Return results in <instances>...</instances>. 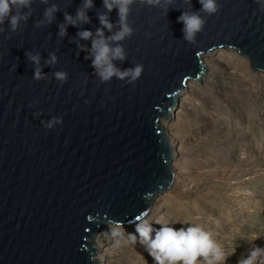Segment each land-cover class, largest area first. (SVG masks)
Here are the masks:
<instances>
[{"label":"water","instance_id":"95a60500","mask_svg":"<svg viewBox=\"0 0 264 264\" xmlns=\"http://www.w3.org/2000/svg\"><path fill=\"white\" fill-rule=\"evenodd\" d=\"M93 2L91 23L81 28L95 33L104 9L102 0ZM52 3L60 11L50 25L34 27L47 7L34 0L26 24L0 33V264H98L100 230L139 222L156 194L171 188L172 151L161 121L188 83L205 76L204 56L227 49L264 73V11L256 0H217L216 14H201L206 23L195 44L183 40L177 18L198 11V0H173L167 14L133 5L135 31L122 42L127 60L114 63L143 65L134 84L99 81L73 42L82 29L69 25L67 36H57L64 12L75 15L81 0ZM117 18L114 9L110 20ZM25 52L40 54L48 79L34 80ZM49 52L58 57L54 66L45 64ZM55 71L67 72L63 85ZM53 117L63 123L46 129L41 121Z\"/></svg>","mask_w":264,"mask_h":264},{"label":"rangeland","instance_id":"374dc122","mask_svg":"<svg viewBox=\"0 0 264 264\" xmlns=\"http://www.w3.org/2000/svg\"><path fill=\"white\" fill-rule=\"evenodd\" d=\"M223 50L217 54L224 63L244 59ZM222 72L219 88L197 97L193 120L181 126L187 188L171 199L160 224L202 227L224 250L222 264H239L254 249H264V88L247 98L236 92L230 70ZM234 93L242 95L240 103L233 102ZM261 260L264 255L257 264ZM112 262L154 264L140 240L133 252L124 251Z\"/></svg>","mask_w":264,"mask_h":264},{"label":"clouds","instance_id":"9594fccd","mask_svg":"<svg viewBox=\"0 0 264 264\" xmlns=\"http://www.w3.org/2000/svg\"><path fill=\"white\" fill-rule=\"evenodd\" d=\"M34 0H0V33L8 31L17 32L22 24H26L32 16V5ZM191 6V0H186ZM46 5L42 18L35 21L34 27L40 28L50 25L55 20V13L60 11L57 4L49 5V0H40ZM201 5L198 11L184 10L177 18V22L183 24V40L189 44L196 43L198 33L204 30L206 23L204 16H211L219 11L217 0H198ZM261 11H264V0H256ZM173 0H102L104 11L97 12L100 27L95 33L82 29L84 24H90L91 18L88 12L95 7L93 0H81L75 15L64 12V21L57 25V36H67L69 25L80 28L76 33L73 42L76 43L79 51L86 52L85 60H91V67L94 75L101 83H108L113 78L134 84L143 72L142 64H135L132 67L122 69L114 62L124 63L127 60V53L123 41L131 37L135 29L130 25L129 16L132 6L161 8L166 14L172 9ZM117 10V20L113 23L110 20V13ZM7 25V27H5ZM105 30L110 35H105ZM146 35H149L146 33ZM91 41L88 48L80 41ZM49 59L45 64L54 66L58 63V57L54 52H49ZM27 59L34 65L33 78L36 81L48 79L40 67L41 57L38 52H25ZM54 78L63 85L68 74L65 71H55ZM35 115H40L36 113ZM46 129H53L56 125L62 124L61 118L53 117L48 121H41ZM161 227L154 229L147 220H141L136 224V233L145 251L152 257L154 264H222L225 259V252L216 243L211 234L198 225L175 228L168 224H160ZM121 225L116 224L112 228L113 236H121ZM154 233V236H153ZM264 255V249L256 248L250 252L247 258L242 259L239 264H257L258 258ZM264 264V260L260 261Z\"/></svg>","mask_w":264,"mask_h":264},{"label":"bare ground","instance_id":"6f19581e","mask_svg":"<svg viewBox=\"0 0 264 264\" xmlns=\"http://www.w3.org/2000/svg\"><path fill=\"white\" fill-rule=\"evenodd\" d=\"M217 53L218 51H214L204 56L202 61L204 64L205 76L200 78L201 82L190 81L188 83L186 88L177 95V104L171 109L169 113V119H163L161 121L164 135L172 151L170 166L173 175V182L170 189L160 192V194H156L154 202L150 207V211L147 215H145L144 218L141 219L147 220L149 223H151L154 229H157L160 225V218L164 212H166L167 205L171 202V199L179 198V196H181L183 193L182 191L187 188L186 166L184 162L186 153L185 140L180 132V129L181 126L186 123V120H193L191 117L195 114V110L191 106L192 102H194V100H196L197 97H200L202 94L207 95L209 91L211 92V90L215 87L217 89L219 88L217 85L223 70H227L228 72L230 70L229 73L234 80L236 92L241 91V93H243V95H245L247 98L254 96L258 90L264 88V73L253 70L248 59L244 57V59H238L239 57L235 56L233 58V60L235 59L233 62L231 61L224 63L222 56H218ZM237 93L232 95L233 102H239V97L242 96H239ZM225 100L227 101L225 103L227 106L228 99ZM137 223H134L130 226H122L120 229L122 232L121 236L112 235V228L114 227L112 225H107L106 227L102 228L94 240L96 250L93 259L97 260L98 264H114L112 260L115 257H118L120 253L124 251L133 252L134 247H136V244L139 241V236L135 231Z\"/></svg>","mask_w":264,"mask_h":264}]
</instances>
